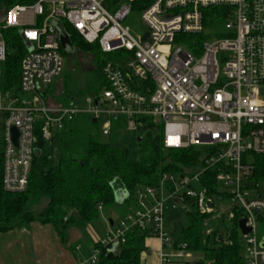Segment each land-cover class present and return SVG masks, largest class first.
<instances>
[{
  "label": "built area",
  "instance_id": "built-area-1",
  "mask_svg": "<svg viewBox=\"0 0 264 264\" xmlns=\"http://www.w3.org/2000/svg\"><path fill=\"white\" fill-rule=\"evenodd\" d=\"M106 1L34 0L4 11L0 27L17 28L32 48L21 59L19 80L20 91L31 98L0 101V109L8 112L3 190L26 189L38 139L49 140L64 121L89 114L106 137L116 119L125 132H158L165 148H194L199 164L162 172L156 186L138 189L135 205L112 224L101 245L118 246L136 227L159 240L160 264L168 262L162 254L168 247L174 249L172 257L186 261L191 250L185 242L174 244L167 216L175 210L225 212L236 223L243 219L248 229L238 227L244 263L264 264V0H151L140 14L144 29L135 34L123 23L130 2L111 12ZM210 6L225 7L226 35L203 43L196 58L176 39L200 33L202 9ZM53 20L65 32L69 26L85 42L97 43L102 53L125 51L122 61L103 65L109 87L97 97L65 105L43 98L63 68ZM4 57L0 32V61ZM11 127L17 129L15 144ZM164 188L170 208L161 200ZM97 255L93 248L80 264H95Z\"/></svg>",
  "mask_w": 264,
  "mask_h": 264
},
{
  "label": "trees",
  "instance_id": "trees-1",
  "mask_svg": "<svg viewBox=\"0 0 264 264\" xmlns=\"http://www.w3.org/2000/svg\"><path fill=\"white\" fill-rule=\"evenodd\" d=\"M33 1L0 0V26L7 8L13 4H30ZM127 1L130 2L131 10L135 11H142L151 2L107 0L106 6L112 12ZM224 10L225 7L221 6L207 7L204 19L207 23V17L211 21H226ZM65 30L73 46L77 48V53L86 54L94 66L92 69L88 68L90 73L85 90H66L59 96L53 89L55 80L45 88L43 98L46 101H49L47 97L54 98L50 102L61 105L75 100L82 102L89 95L97 97L103 89L109 87L102 73L103 65L107 61H122L126 55L124 50L102 53L97 43L85 42L69 26ZM0 32L5 44V57L0 61V91L2 94L7 93L9 100L20 98V62L27 47L17 28L0 27ZM219 35L224 37L226 34L220 30ZM102 55H108L109 60L104 61ZM7 115L8 112L4 111V120ZM3 146L2 137L0 234L20 230L38 222L50 225L64 246L68 242V231L72 228L82 229L97 220L101 209L125 204L133 207L135 192L147 185L156 186L162 172L175 173L199 164L198 153L194 148H165L158 132L140 135L125 132L122 130V123L116 119H112L111 134L102 136L99 124L92 122L89 114L82 113L64 121L63 126L49 140L38 139L26 189L22 192H8L3 190L1 184ZM55 147L59 149L57 159L53 157ZM116 187H122L128 193L121 204L114 199ZM43 200L46 201L41 204ZM39 204L42 207L35 211ZM212 216L195 210L173 211L167 216V225L174 244L185 242L189 250L202 252V262L245 264L234 228L230 233L225 230L224 218H220L216 224L211 221V226L206 225L205 222ZM182 218L184 222H181ZM236 219L228 218L227 221L234 224ZM111 221L113 225L117 224ZM151 237L153 236L146 230L133 227L126 231L124 242L114 248L95 242L93 248L98 250L95 264H141V255L147 250L146 241ZM70 250L75 252L76 248L71 247Z\"/></svg>",
  "mask_w": 264,
  "mask_h": 264
},
{
  "label": "rangeland",
  "instance_id": "rangeland-1",
  "mask_svg": "<svg viewBox=\"0 0 264 264\" xmlns=\"http://www.w3.org/2000/svg\"><path fill=\"white\" fill-rule=\"evenodd\" d=\"M45 5V11L46 9ZM204 9H202V31L198 34H190L187 36H182L181 39L177 38L176 42L184 44L186 47L190 48L192 54L194 57L199 58L203 53V43L207 41H211L216 38H221L223 36L219 35L220 30H223L225 32V25L227 21L217 20L214 19L213 21L208 18V23L204 19ZM140 14L141 11H135L131 10L130 13L126 16L123 23L124 25H127L131 28V31L133 34L137 33L138 31L144 29V25L140 20ZM207 23V24H205ZM217 34V35H216ZM190 42H194V44L191 46ZM61 49V48H60ZM62 50V49H61ZM60 53L63 58V68L61 74L55 79L56 83L53 86V89L57 92L56 94L59 96H62V94L66 90H85L87 87L88 82V75L90 71L88 68H91L94 66V64L90 61L89 57L86 54H83V52H79L77 54H66L63 53V50ZM102 59L104 61L109 60L108 55H102ZM8 94H2L0 91V100L2 98L7 99ZM19 97L21 99L28 100L30 95L28 93H19ZM54 98L47 97V100L53 101ZM60 99V98H59ZM55 100V99H54ZM3 120H4V111L0 109V150H1V141L3 137ZM59 156V149L58 147H55L53 150V157L57 159ZM197 187V185H195ZM161 200H163L166 207L170 208V199H169V191L168 189L164 188L162 189L161 193ZM46 200H43L41 202L44 203ZM39 204L35 207V211L40 209L42 205ZM130 209L128 204L125 205H116L111 207H106L100 210V214L97 220H94L90 222L88 225H86L84 228L79 229L80 236L75 238L77 236V232L72 231L70 229L68 231V245L72 248H75L76 246L79 248V255L81 262H84L88 260L90 254L92 253L93 245L95 242H98L105 238L106 233H108L111 229V225L109 223L110 220H113L115 222H118L120 219H122L126 212ZM220 218H224L226 220L224 223L225 230H227L230 233V230L234 228L235 234H237L238 240L240 241V231L237 226V223L230 224L228 220V217L225 212H220L218 214L213 215L211 218L208 219V222H205V224H210L212 221L215 224L219 222ZM181 222H184V219H181ZM211 226V224H210ZM50 225L47 227H44V230L42 231L43 238L47 241V244L51 245L49 242V235L48 232L52 229H49ZM34 229H30L27 231V236L30 232H34ZM49 230V231H48ZM52 232V231H50ZM38 234L37 232H35ZM10 234V235H8ZM16 234H19L18 230H12L9 233L0 234V257L2 256H8L7 264H30L28 259L22 258L24 256L31 257V255H48L49 257H52V247L49 251H46L44 246H42V243L37 246V249L33 251L29 245L28 239H23L25 242L24 245L18 243H6L7 239H10L8 236H16ZM39 239L41 237L39 234L37 235ZM38 237L36 241L38 240ZM30 238V237H29ZM33 238V237H32ZM10 244V248L8 250L6 249V245ZM67 246V244H66ZM147 250L141 255V263L142 264H159L158 259V252L156 249V242L154 239L150 238L149 241L146 243ZM71 252V251H70ZM163 255H168V262H164V264H183L184 262H187V264H211L208 261L202 262L203 259V253L202 252H193L192 257L185 260H178L174 257H172V253H174V249L172 247L164 248L162 251ZM1 260V259H0ZM88 264V263H86Z\"/></svg>",
  "mask_w": 264,
  "mask_h": 264
},
{
  "label": "crops",
  "instance_id": "crops-1",
  "mask_svg": "<svg viewBox=\"0 0 264 264\" xmlns=\"http://www.w3.org/2000/svg\"><path fill=\"white\" fill-rule=\"evenodd\" d=\"M29 95H30V97H29V99H30L31 94H29ZM20 99H21V97H20ZM0 101L2 102L3 105H6L10 100L6 99V98H2ZM47 226H49V225H47V224L43 225V224H40L38 222H33L28 227H25L23 229L18 230L19 234H16V236L15 235L14 236H8L10 239H7L5 244L6 243H10V244L20 243V244L24 245L25 242L23 241V239L26 238L28 240L30 239L29 245L33 251H35V249H37V246H39L41 243H42V246H44V248L46 249V251H49L52 247V257H49L48 255H44V254L31 255V257H26V256L22 257V258L28 259L30 264H80L81 259H80V255H79L80 254L79 248L76 246L75 247L76 251L75 252L71 251L70 250L71 247L68 245V243L70 241H68L67 246L62 245L57 234L55 233L54 229L51 226L49 229H52V230H50L52 232H50L48 230L49 231L48 237H49V242H51L50 243L51 245L47 244V241L42 236L43 235L42 231H46V230H44V227H47ZM30 229H34L33 230L34 232H30L29 235L27 236V234H28L27 231ZM72 231L77 232V236L75 238L80 236V234H79L80 230L79 229L72 228ZM9 232H6V233H9ZM35 232H37L40 237L42 236L41 239H39V237L37 236L38 234H36ZM6 233H4V234L6 235ZM8 235H10V234H8ZM37 237H38V240L36 241ZM151 238L154 239V241L156 242V249H157V252L159 255V250H160L159 240L157 238H154V237H151ZM149 239H147L146 243L149 241ZM10 244L5 246L7 250H8V248H10ZM0 259H1L0 264H7L8 256H6V255L2 256L1 255ZM158 259H159V256H158ZM159 264H160V261H159Z\"/></svg>",
  "mask_w": 264,
  "mask_h": 264
},
{
  "label": "water",
  "instance_id": "water-1",
  "mask_svg": "<svg viewBox=\"0 0 264 264\" xmlns=\"http://www.w3.org/2000/svg\"><path fill=\"white\" fill-rule=\"evenodd\" d=\"M53 25L55 29V33L58 39V42L60 44V47L66 54H76L78 52L77 48L73 46V44L70 41V38L68 34L63 30V28L59 25L57 20H53ZM23 39V37H22ZM25 46L27 47V50H31L32 46L29 42H27L25 39H23ZM92 122H96L95 119L92 118ZM11 138L13 143H16V137H17V129L15 127H11L10 129ZM128 196L127 191L122 187H116L114 190V199L117 203L121 204L124 199ZM110 225L112 226L113 222L110 220ZM237 226L241 229L242 232H247L248 229L244 226V220L240 219L237 222Z\"/></svg>",
  "mask_w": 264,
  "mask_h": 264
}]
</instances>
